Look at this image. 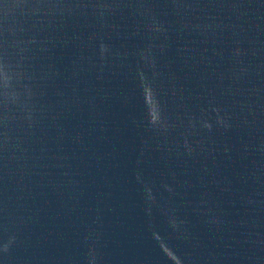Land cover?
I'll list each match as a JSON object with an SVG mask.
<instances>
[{
	"label": "water",
	"instance_id": "water-1",
	"mask_svg": "<svg viewBox=\"0 0 264 264\" xmlns=\"http://www.w3.org/2000/svg\"><path fill=\"white\" fill-rule=\"evenodd\" d=\"M0 264H264V0H0Z\"/></svg>",
	"mask_w": 264,
	"mask_h": 264
}]
</instances>
